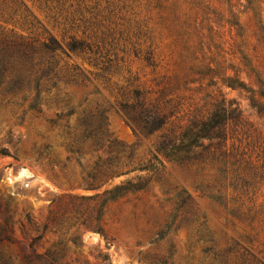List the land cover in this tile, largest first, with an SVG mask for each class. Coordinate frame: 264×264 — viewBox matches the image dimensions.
Segmentation results:
<instances>
[{"label": "rangeland", "instance_id": "374dc122", "mask_svg": "<svg viewBox=\"0 0 264 264\" xmlns=\"http://www.w3.org/2000/svg\"><path fill=\"white\" fill-rule=\"evenodd\" d=\"M25 1L49 31L67 38L73 33L44 18L37 0ZM100 1V8L109 5L104 13L116 28L117 50L124 57L107 74L109 81L92 74L84 86L44 89L40 110L30 107L22 95L0 92V215L9 208L16 240L6 248L20 252L22 243L36 238L39 252L62 248L58 264H161L158 257L169 252L167 264H217L215 255L236 247L239 252L248 248L264 262V226L240 221L208 196L218 193L207 185L209 177L213 182L212 170L186 166L162 154L157 157L163 164L157 160L158 132L133 129L118 111L122 95L114 85L119 81L152 96L164 90L181 100L180 113L195 105L213 109L226 99L252 125L250 136L239 126L235 135L244 144L251 137L259 139L261 146L255 147L259 152L264 149V112L259 111L264 107L259 93L264 86L258 82L264 79V0ZM0 26L48 34L44 27L28 29L14 20L0 18ZM148 54L154 64L146 59ZM102 107L108 109L112 136L131 154L124 157L129 163L124 167L148 168L133 169L93 189L86 186L91 179L88 171L111 154L107 149L86 150L78 159L69 146L77 144L74 140L82 136L83 124ZM141 175L149 176L141 180L146 186L109 198L98 220L95 200L88 196L122 180L137 181ZM188 194L200 216L191 225L177 227ZM49 216L59 222L46 226Z\"/></svg>", "mask_w": 264, "mask_h": 264}, {"label": "trees", "instance_id": "16d2710c", "mask_svg": "<svg viewBox=\"0 0 264 264\" xmlns=\"http://www.w3.org/2000/svg\"><path fill=\"white\" fill-rule=\"evenodd\" d=\"M37 1L44 18L53 20L63 28H70L73 33L67 38L49 31L43 19L34 13L25 0H0L1 19L20 22L28 29L44 27L48 32L47 35L36 36L32 32L24 33L14 27L0 26V92L4 95H22L23 100L30 101V107L40 110L39 99L44 89L62 84L84 86L92 81V74L109 81L107 74L113 72L124 57L117 50L116 28L108 23L111 19L104 13L109 5L100 8V0L94 3L93 0ZM77 58H81L82 62ZM146 59L154 64L152 55L148 54ZM93 67L101 69L100 72L94 71ZM258 82L261 87L264 86V79H258ZM114 85L122 95L118 111L124 112L126 121L133 129L146 133L158 132L155 144L157 154L154 155L157 160L163 164L157 157L162 154L186 166L212 170L213 182L209 177L207 185L209 190L213 188L218 193L207 195L217 198L219 204L240 221L258 222L264 226V149L256 151L255 147L261 146L257 143L259 139L251 137L244 144L241 138H237L234 133V130H238L236 126L241 127V131L246 128L243 133L250 136L248 131L252 125L239 117L231 103L228 105L224 99L213 109L195 105L180 113L181 100L167 95L164 90L160 95L152 96L119 81H114ZM259 93L264 100V89ZM262 104L264 106V101ZM107 110L102 107L94 113V119L83 124L85 130L82 136L74 140L77 144L69 146L72 152L78 154V159L86 150L107 149L111 154L103 163L96 161L92 165L88 171L91 178L86 185L88 188H98L133 169L148 168L143 165L124 167L129 164L124 157L130 158L131 154L127 155L125 143L112 136L108 128ZM259 111L264 112V107ZM38 152L41 156H47L43 150ZM148 178V175H141L137 181L134 178L122 180L102 192L89 195L88 198L95 200L97 219L101 207L109 198L125 189L144 188L147 182L141 183V180ZM261 187L263 191H260ZM187 198L189 201H184L181 205L183 209L177 215V227L181 223L191 225L199 219L200 213L191 195L188 194ZM9 218V208L6 207L4 214L0 215V264H58L62 248L39 252L34 247L36 238L21 242L20 252L6 248L16 241L11 234ZM50 222L58 223L59 220L56 216H49L45 225L48 226ZM239 251L236 247L225 249L215 255L217 264H264L248 248H244V252ZM170 256L169 252L157 260L167 264Z\"/></svg>", "mask_w": 264, "mask_h": 264}]
</instances>
